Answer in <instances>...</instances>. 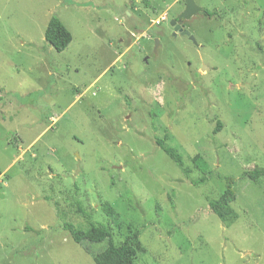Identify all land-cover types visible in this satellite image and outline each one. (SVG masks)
<instances>
[{
    "label": "rangeland",
    "instance_id": "rangeland-1",
    "mask_svg": "<svg viewBox=\"0 0 264 264\" xmlns=\"http://www.w3.org/2000/svg\"><path fill=\"white\" fill-rule=\"evenodd\" d=\"M195 1L215 12L181 20L197 43L171 25L185 0H0V264H96L108 241L67 222L139 232L135 264H264V176H244L264 169V0ZM227 176L231 223L209 206Z\"/></svg>",
    "mask_w": 264,
    "mask_h": 264
},
{
    "label": "trees",
    "instance_id": "trees-1",
    "mask_svg": "<svg viewBox=\"0 0 264 264\" xmlns=\"http://www.w3.org/2000/svg\"><path fill=\"white\" fill-rule=\"evenodd\" d=\"M205 13L213 16L215 12L205 8ZM45 39L58 52L64 51L72 42L73 34L66 27L58 15H53L47 25L45 31ZM223 124L218 122L215 133H218ZM157 144L182 168L186 176L190 177L192 168L187 167L183 155L178 149L165 144V140H157ZM190 161L200 175L198 178L192 179L194 185L207 183L211 176L209 162L201 155L196 154L190 158ZM244 176L253 181H258L264 176V169L255 168L254 170L245 171ZM227 188L217 198L209 200L211 210L226 223H231L238 218V213L233 208L232 204L236 200V194L233 188L235 179L227 176ZM105 211L109 214L113 212V206L109 202L103 204ZM64 228L70 233L73 240L81 243L85 240L94 243L108 241V246L105 250L95 254L94 261L96 264H135L137 249L140 247L139 232H134L128 235L125 240L116 245L113 241V236L110 230L105 226L93 225L88 229H82L73 223L67 222Z\"/></svg>",
    "mask_w": 264,
    "mask_h": 264
},
{
    "label": "water",
    "instance_id": "water-1",
    "mask_svg": "<svg viewBox=\"0 0 264 264\" xmlns=\"http://www.w3.org/2000/svg\"><path fill=\"white\" fill-rule=\"evenodd\" d=\"M186 8L185 10L176 18L171 20V25H174L176 35L178 32L183 35H187L194 43H197L196 38L194 35L191 34L190 30L185 29L180 23L182 19H189L195 14L204 10V8L196 3L195 0H185ZM156 43L158 45L159 39H156ZM206 68H204L205 70Z\"/></svg>",
    "mask_w": 264,
    "mask_h": 264
},
{
    "label": "flooded vegetation",
    "instance_id": "flooded-vegetation-1",
    "mask_svg": "<svg viewBox=\"0 0 264 264\" xmlns=\"http://www.w3.org/2000/svg\"><path fill=\"white\" fill-rule=\"evenodd\" d=\"M204 12H205V9L203 10ZM208 15V14H207ZM209 17H212V16H210V15H208ZM181 22V21H180ZM180 22H178V23H180ZM184 27V26H183ZM186 29V28H185Z\"/></svg>",
    "mask_w": 264,
    "mask_h": 264
},
{
    "label": "bare ground",
    "instance_id": "bare-ground-1",
    "mask_svg": "<svg viewBox=\"0 0 264 264\" xmlns=\"http://www.w3.org/2000/svg\"><path fill=\"white\" fill-rule=\"evenodd\" d=\"M183 26V25H182Z\"/></svg>",
    "mask_w": 264,
    "mask_h": 264
}]
</instances>
